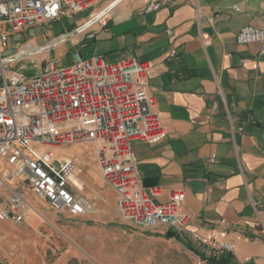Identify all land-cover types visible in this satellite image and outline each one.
Segmentation results:
<instances>
[{"label": "crops", "instance_id": "obj_1", "mask_svg": "<svg viewBox=\"0 0 264 264\" xmlns=\"http://www.w3.org/2000/svg\"><path fill=\"white\" fill-rule=\"evenodd\" d=\"M145 8L146 0H123L91 28L77 51L110 62L154 63L149 91L166 134L156 144L134 142V155L145 187L161 189L156 202L184 191L181 211L192 217L177 237L169 238L166 226L155 229V237L209 264L212 250L193 238L215 235L236 245L232 264H264V55L260 44L236 41L244 27L264 30V0H174L152 14ZM213 104L217 109L210 116ZM84 145L93 148L91 160L77 151L71 158L82 171L85 196L99 197L115 210L117 195L102 178L95 147ZM3 173L0 166V177ZM17 225L0 221L4 257L17 250L9 245L17 242ZM70 259L67 253L53 264ZM31 261L23 250L11 264Z\"/></svg>", "mask_w": 264, "mask_h": 264}, {"label": "built area", "instance_id": "obj_2", "mask_svg": "<svg viewBox=\"0 0 264 264\" xmlns=\"http://www.w3.org/2000/svg\"><path fill=\"white\" fill-rule=\"evenodd\" d=\"M106 1L0 0V166L4 170L0 177V221H25L30 208L27 191L59 213L74 218L94 216L95 199L83 194L82 171L76 160L68 158L57 164L54 152L39 149L92 143L102 178L117 195L122 218L143 230L166 226L181 234L192 220L181 211L184 191L173 190L168 202L157 203L161 189L145 187L133 150L136 141L156 144L166 134L155 112L157 100L149 91L152 61L124 58L110 62L101 54L84 57L76 51L70 65H59L57 58H49L36 75L27 78L23 61L29 56L19 58L22 51L4 59L2 56L1 47L7 48L8 36L72 20ZM118 1L102 5L100 9L106 13L92 21L94 10L73 34L86 33L101 23ZM173 1L146 0L145 12L155 13ZM236 41L238 45L260 44L264 55L263 29L244 27ZM174 57V53L169 55ZM12 63L10 71L6 70L4 66ZM217 95L223 96L221 90ZM216 109L214 104L210 116ZM210 162L217 160L213 157ZM193 240L198 246L209 247L214 256H237L233 242L215 235L195 236Z\"/></svg>", "mask_w": 264, "mask_h": 264}, {"label": "rangeland", "instance_id": "obj_3", "mask_svg": "<svg viewBox=\"0 0 264 264\" xmlns=\"http://www.w3.org/2000/svg\"><path fill=\"white\" fill-rule=\"evenodd\" d=\"M103 4L97 5L96 10L80 13L72 20L63 19L8 36L7 48L3 50L1 47L3 59L19 54L21 50L28 51L31 45L40 49L37 55L26 57L23 61L26 66L24 76L27 78L36 75L49 58H57L59 65H70L73 53L79 50L91 29L82 34H73L74 31L90 19L94 10H100ZM69 34L72 35L66 37ZM64 36L66 39L61 41ZM0 44H3L2 34ZM14 64L4 67L10 71ZM2 82L0 73V83ZM39 149L41 152H54L57 164L71 158L74 151L85 161H90L94 153L91 146L84 144ZM86 192L84 185L83 194L86 195ZM90 198L95 199L96 214L74 218L57 212L48 202L27 191L30 207L27 217L21 225H17L20 226L16 233L17 242L9 244L14 245L17 250L6 257L0 252V264H11L23 250L29 253L31 264H53L67 253H71L68 264H204L178 243L156 238L158 233H154V230H143L126 222L117 205L114 210L107 206L105 200L99 197Z\"/></svg>", "mask_w": 264, "mask_h": 264}, {"label": "bare ground", "instance_id": "obj_4", "mask_svg": "<svg viewBox=\"0 0 264 264\" xmlns=\"http://www.w3.org/2000/svg\"><path fill=\"white\" fill-rule=\"evenodd\" d=\"M122 1L123 0H119L118 2H116V4H114V5L112 4L113 5L112 8H114L116 5H118ZM107 5H109V4H107ZM105 13L106 12L103 9H100V10L95 11L94 12V15H93L94 18H93L92 21L99 20ZM39 50L40 49H37L34 45H31V49H29L28 51L21 50L22 52H21V55L19 56V58L25 57V56H35V55H37V53L39 52ZM33 58H35V57H33Z\"/></svg>", "mask_w": 264, "mask_h": 264}, {"label": "trees", "instance_id": "obj_5", "mask_svg": "<svg viewBox=\"0 0 264 264\" xmlns=\"http://www.w3.org/2000/svg\"><path fill=\"white\" fill-rule=\"evenodd\" d=\"M167 236L169 238H173V237H177V234L169 231ZM203 257V256H201ZM204 259V257H203ZM209 264H232L233 262V258L231 255L229 254H225L223 256L217 257V256H211L210 258L207 259Z\"/></svg>", "mask_w": 264, "mask_h": 264}]
</instances>
